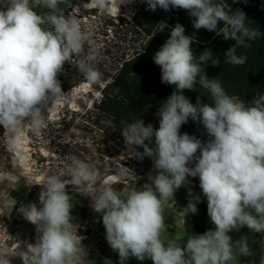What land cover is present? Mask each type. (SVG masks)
<instances>
[{"label": "clouds", "instance_id": "1", "mask_svg": "<svg viewBox=\"0 0 264 264\" xmlns=\"http://www.w3.org/2000/svg\"><path fill=\"white\" fill-rule=\"evenodd\" d=\"M63 2L7 0L6 7L0 9V126L9 147L15 148L19 143L25 124L33 133H39L46 123L49 100L62 98L64 93L58 74L63 72L65 63L80 56L85 44L95 47L80 18L59 10ZM133 2L120 0L119 6ZM141 2L151 12L185 10L194 29H205L224 40L235 41L224 54V62L233 66L243 65L247 59L237 55V49L248 47V42L261 35L259 29L249 26L242 9H232L225 0ZM93 3L100 11L109 7L108 0ZM37 7L46 8L47 14L34 11ZM185 31L177 23L152 57L160 68L161 83L175 88L155 113L159 128L151 123L145 125L142 119L123 122L122 136L132 156L153 159L157 174L149 177L152 183L122 196L102 180L98 169L74 157L70 180L46 175L39 193L40 207L31 203L19 208L24 218L36 226V243L11 255L0 254V264H10L9 258L13 256H18L22 264H78L80 254L86 255L82 237L73 232L72 206L66 192L69 184L87 186L98 193L94 200L85 195L90 198L93 211L102 214L106 240L118 252L120 264L129 257L139 261L149 258L153 264H228L240 255H253L246 237L233 245L228 233L247 226L252 232L264 234V95L256 96L246 106L239 96L227 94L221 81L209 78L205 71L209 62L219 66V58L210 49L197 56L192 49V37L185 35ZM93 59L95 56L81 59L77 68L89 82L95 83L102 74L88 62ZM197 85L210 94L211 104L203 103L199 97L193 104L183 94L184 90H195ZM190 119L203 125L209 137L207 142L180 133L181 126ZM153 137L155 147H150ZM138 148H143V152ZM193 161L194 167L190 166ZM188 177H199V186L207 199V214L215 230L189 236L182 248L175 239H161L166 230L162 198H173ZM199 202V196L190 200L185 215L196 214ZM261 245L264 247V241ZM105 264L112 262L106 260ZM260 264H264V256Z\"/></svg>", "mask_w": 264, "mask_h": 264}, {"label": "rangeland", "instance_id": "2", "mask_svg": "<svg viewBox=\"0 0 264 264\" xmlns=\"http://www.w3.org/2000/svg\"><path fill=\"white\" fill-rule=\"evenodd\" d=\"M6 5L7 0H0V9ZM75 5H78L77 11L81 14L79 18L82 28L88 32L98 23L86 15L90 9L83 10L80 0H64L58 8L63 14L69 15L74 11ZM143 5L141 0H137L111 14L109 4L108 14L114 17L131 16L132 19ZM34 11L41 15L48 12L44 7L34 8ZM100 98V93L87 83L64 94L53 103L39 133H33L28 124L24 125L22 138L15 148L5 143L4 129L0 126V254L6 252L11 255L19 248L25 249L28 244L36 243L39 235L36 226L24 218L19 208L31 203L40 207L39 193L46 175L56 174L70 180L71 161L74 157L98 169L102 180L110 176L117 180L112 186L122 196L133 190H143L145 185L152 183L149 177L157 174L153 159L135 158L126 147L121 133L100 130L95 123L97 116L92 111L94 101ZM151 114L154 115V112ZM17 152L24 158L21 159ZM194 165L193 161L190 166ZM187 180L185 185L175 191L173 198H162L166 230L161 239L165 242L175 239L182 248L186 247L189 236L215 230V225L207 214V199L199 186V178ZM66 192L72 206L73 232L77 231L76 234L82 237L81 245L86 253L85 256L80 254L81 260L78 264H105L106 260H110L112 264L118 261L120 264L118 252L113 251L106 240L102 214L96 213L91 207L90 198L94 200L98 193L87 186L77 187L70 184L66 186ZM195 196L200 197L197 213L189 212L185 215L184 209ZM13 201L16 202L14 206ZM196 226L204 233L194 231ZM228 235L233 245L246 237L253 252L251 256L240 255L237 260L228 264H260L261 257L264 256V247L261 245L264 234L252 232L245 226L229 232ZM236 253L237 248L234 246L233 254ZM9 259L10 264H22L18 256ZM124 264H153V261L149 258L139 261L135 257H129Z\"/></svg>", "mask_w": 264, "mask_h": 264}, {"label": "trees", "instance_id": "3", "mask_svg": "<svg viewBox=\"0 0 264 264\" xmlns=\"http://www.w3.org/2000/svg\"><path fill=\"white\" fill-rule=\"evenodd\" d=\"M80 2L85 5L89 0ZM225 2L232 9H242L247 14L249 26L261 32L257 39L248 42V47L237 49V55L247 57L243 65L233 66L224 62L226 50L235 41L224 40L222 36H216L215 32L205 29H194L192 18L185 10L172 9L165 12L157 9L151 12L146 10L144 4L132 19H128L125 16L109 15V7L107 11H100L96 7L86 13L98 23L88 30L95 41V47L85 44L80 56H74L69 63H65L63 72L58 74L63 95L81 84L91 85L101 95L100 99L94 101L92 113L97 116L95 123L100 130L122 134L123 122L132 123L141 119L142 112L148 106L165 101L175 90L174 86L161 83L160 68L154 64L152 57L169 38L171 28L179 23L185 27V35L192 37V49L197 56L210 49L213 56L219 58V66L214 67L209 62L205 67L207 76L218 78L227 94L239 96L246 106H250L256 96L264 95V0ZM89 56H95V59L88 62L102 74L101 79L95 83L89 82L77 68L79 61ZM183 94L193 104L198 97L203 103H212L210 94L199 85L193 91L184 90ZM56 100H49L45 108L46 117ZM180 133L194 135L202 142L209 139L203 125L191 119L181 126ZM149 146L155 147L154 139ZM137 151L142 153L143 148ZM193 230L204 233L198 226Z\"/></svg>", "mask_w": 264, "mask_h": 264}, {"label": "flooded vegetation", "instance_id": "4", "mask_svg": "<svg viewBox=\"0 0 264 264\" xmlns=\"http://www.w3.org/2000/svg\"><path fill=\"white\" fill-rule=\"evenodd\" d=\"M162 102H158V103L156 102L155 104L148 106L147 109L144 112H142L141 119L144 121L145 125L151 123L155 129L159 128V118L155 115V113L157 112L158 108L161 106ZM152 112H154V115L151 114ZM146 143L148 142L146 141Z\"/></svg>", "mask_w": 264, "mask_h": 264}, {"label": "bare ground", "instance_id": "5", "mask_svg": "<svg viewBox=\"0 0 264 264\" xmlns=\"http://www.w3.org/2000/svg\"><path fill=\"white\" fill-rule=\"evenodd\" d=\"M134 1H137V0H134ZM108 2H109V4H110V13L111 14H114V13H116L117 12V10L120 8V7H124L125 5L124 4H121L120 6H119V4H120V0H108ZM132 4V3H131ZM86 5V7H84V9H92V8H95L96 7V5L93 3V0H90V3H87V4H85ZM130 5V4H129ZM83 84H81L80 86H82ZM55 108V107H54ZM53 114V113H52ZM17 155L21 158V159H23L24 157L23 156H21V154L19 153L18 154V152H17ZM115 178V177H114ZM105 181H107L108 183H110L111 185H113V184H115L116 182H117V180H114V179H112L111 178V176L110 177H107V179L105 180Z\"/></svg>", "mask_w": 264, "mask_h": 264}, {"label": "built area", "instance_id": "6", "mask_svg": "<svg viewBox=\"0 0 264 264\" xmlns=\"http://www.w3.org/2000/svg\"><path fill=\"white\" fill-rule=\"evenodd\" d=\"M84 7H85V5H81V8H82L83 10H87V9H84ZM77 10H79V9H78V5H75V7H74V11H71L69 14H71V15H77V16L79 17L81 14L78 13ZM85 18H86V17H85Z\"/></svg>", "mask_w": 264, "mask_h": 264}]
</instances>
